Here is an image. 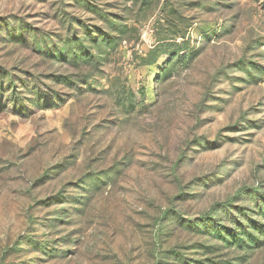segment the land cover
Returning <instances> with one entry per match:
<instances>
[{
    "label": "rangeland",
    "instance_id": "1",
    "mask_svg": "<svg viewBox=\"0 0 264 264\" xmlns=\"http://www.w3.org/2000/svg\"><path fill=\"white\" fill-rule=\"evenodd\" d=\"M0 264H264V0H0Z\"/></svg>",
    "mask_w": 264,
    "mask_h": 264
}]
</instances>
